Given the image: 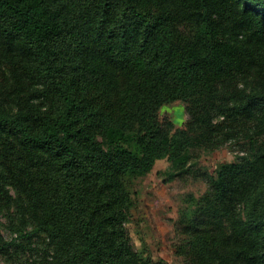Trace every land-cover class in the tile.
<instances>
[{
    "label": "trees",
    "instance_id": "16d2710c",
    "mask_svg": "<svg viewBox=\"0 0 264 264\" xmlns=\"http://www.w3.org/2000/svg\"><path fill=\"white\" fill-rule=\"evenodd\" d=\"M226 143L173 260L135 245L131 181ZM0 215V264H264V0H0Z\"/></svg>",
    "mask_w": 264,
    "mask_h": 264
},
{
    "label": "rangeland",
    "instance_id": "374dc122",
    "mask_svg": "<svg viewBox=\"0 0 264 264\" xmlns=\"http://www.w3.org/2000/svg\"><path fill=\"white\" fill-rule=\"evenodd\" d=\"M185 106L181 100L165 104L159 110V117L172 122L174 127L182 126L188 118ZM236 153V147L230 143L214 150H195L186 173L170 177V163L159 159L147 174L134 178L130 185L133 204L127 223L134 244L144 241L152 257L172 261L176 240L174 223L180 209L187 205L189 195L199 196L206 190L204 173L213 174L216 164L231 160ZM11 224L5 215H0V232L7 241L17 237L10 229ZM17 242L20 248L28 243L26 238ZM31 245L40 246L38 237L33 238ZM28 255L25 252L17 256L13 264H29L33 258ZM0 263H3L1 258Z\"/></svg>",
    "mask_w": 264,
    "mask_h": 264
}]
</instances>
